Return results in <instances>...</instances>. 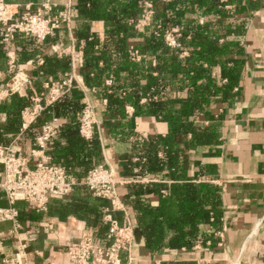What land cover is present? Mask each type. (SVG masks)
<instances>
[{"label":"trees","instance_id":"obj_1","mask_svg":"<svg viewBox=\"0 0 264 264\" xmlns=\"http://www.w3.org/2000/svg\"><path fill=\"white\" fill-rule=\"evenodd\" d=\"M145 2L152 4L149 25L136 27L133 23L141 17ZM260 5L261 0H71L72 16L85 20L73 30L82 86L106 101L102 123L108 135L131 148L132 153L120 155L124 175L165 173L173 181L169 187L132 185L125 197L152 255L163 249L189 250L207 240L212 244L213 233L203 236L199 226L221 227V189L191 179L188 157L197 148L220 143V122L200 121L214 104L233 105L246 66L242 17ZM93 22L102 23V33L92 31ZM173 29L178 47L165 41V34ZM129 47L140 60L131 59ZM49 63L58 62L52 57ZM60 65L62 71H69V56ZM84 106L85 94L73 83L31 126L34 141L50 118L61 121L58 138L50 140L46 155L50 164L64 168L73 185L102 162L97 131L90 140L79 134ZM130 117L165 123L166 133L138 138ZM165 189L167 195L162 193ZM149 194L159 197L157 205L147 201Z\"/></svg>","mask_w":264,"mask_h":264},{"label":"crops","instance_id":"obj_2","mask_svg":"<svg viewBox=\"0 0 264 264\" xmlns=\"http://www.w3.org/2000/svg\"><path fill=\"white\" fill-rule=\"evenodd\" d=\"M5 1L18 5L15 17L20 18L34 13L45 1L62 6L71 0ZM242 20L245 23V34L241 44L245 51L246 66L235 89L233 105L228 108L214 104L200 121L204 125L216 120L220 122V143L217 146L197 148L188 157V176L191 179L195 182H210L221 189V227L214 230L209 224L199 226L201 235L210 236L213 233L212 244L207 240L205 245L197 243L189 250L163 249L155 255L146 249L141 238L140 243H134L129 253H120L122 264H160L168 261L264 264V0H261L257 10L243 15ZM83 23L85 20L74 16L70 28L63 27L43 41L22 33L14 34L8 41L2 40L0 36V145L20 149L28 166L34 168L41 160V156L31 153L34 149L31 126L38 117L26 129H22V113L31 108L34 97L43 94L42 99H45L46 83H59L66 75L74 74L75 85L84 92L85 103L88 101L94 112L96 124L93 132L97 131L102 155V162L97 166L106 164L113 168L118 181L117 192L126 215L138 228L136 215L130 203L125 200L128 189L137 184L149 188L153 185L169 187L173 181L165 173L148 177L124 175L119 163L120 155L132 153L131 148L129 144L116 142L108 135L102 123L104 104L95 97L93 90L89 92L82 86L78 72L81 59L75 49L73 30ZM89 25L92 31L103 32L101 22ZM2 30L0 24V32ZM71 46L74 47L73 53L67 50ZM10 56L13 58V66L10 65ZM66 56L70 58V70L62 71L60 64ZM52 57L58 62L56 66L49 63ZM15 76L18 84L14 91H9ZM129 123L138 138L164 135L167 130L165 123L152 118L130 117ZM60 124L58 120L54 134L43 152L48 163L46 150L51 146L50 140L58 138ZM133 160H136L135 157ZM84 179L73 185L67 196L50 197L43 211H38L32 203L26 201L10 203L0 189V208L16 212L15 221H0V264H10L12 259L13 264H71L67 255L68 247L79 241L83 234H89L99 246L111 244L112 234L106 215L117 219L119 223L123 222L125 216L122 212L111 211L107 200L92 194L83 184ZM127 180L131 182L124 183ZM162 193L167 195L168 189ZM146 199L151 205H157L159 197L149 194ZM22 243H26V249L24 256L19 257Z\"/></svg>","mask_w":264,"mask_h":264},{"label":"built area","instance_id":"obj_3","mask_svg":"<svg viewBox=\"0 0 264 264\" xmlns=\"http://www.w3.org/2000/svg\"><path fill=\"white\" fill-rule=\"evenodd\" d=\"M144 8L141 17L133 23L136 27L149 25L152 4L145 2ZM226 8L228 9L230 6H226ZM17 12L18 5L0 0V24L3 26L0 36L4 41L10 40L16 33L30 35L39 41H43L63 27L70 28L73 20L71 1L62 6L45 1L37 7L34 13L23 15L20 18L15 17ZM176 32L177 29H173L165 34V41L171 47H178L174 37ZM67 50L69 53H73L74 47L71 46ZM129 52L132 60L141 59V56L132 47H129ZM13 64V58L10 56V65L13 66ZM75 81L74 74H68L59 83H46L44 86L47 91L44 96L45 99H42L43 94L34 97L31 108L23 111L22 129H26L33 123L44 108L61 97ZM17 84L15 76L8 88L9 91H14ZM102 103L105 105L106 101L103 100ZM127 113L131 115V108H127ZM57 123L58 120L53 118L44 124L40 134L35 138L34 149L31 153L34 156H41V160L36 163L34 168L28 166L20 149L0 145V165L2 166L0 189L10 203L19 200L26 201L32 203L38 211H43L46 209L50 197L67 196L72 191L73 183L67 181L64 168L49 164L43 155L45 146L53 136ZM95 124L93 109L86 101L79 117L78 127L81 136L89 139ZM132 181L142 182L141 180ZM129 182L131 181L127 180L124 183ZM83 184L92 194L107 200L111 211L122 212L125 217L123 222L119 223L117 219L106 215V221L112 234L110 245L99 246L95 244L89 234H83L79 241L70 244L68 247V259L71 264H122L120 253H129L134 246L135 226L126 215V209L118 195L116 188L118 181L115 178L114 170L106 164L97 166L87 173ZM15 219L16 212L13 209L0 208V221H15ZM25 249L26 243H22L18 252L19 257L24 256ZM10 264H13V259Z\"/></svg>","mask_w":264,"mask_h":264},{"label":"water","instance_id":"obj_4","mask_svg":"<svg viewBox=\"0 0 264 264\" xmlns=\"http://www.w3.org/2000/svg\"><path fill=\"white\" fill-rule=\"evenodd\" d=\"M248 66H249V64H248ZM141 238H142L141 230L138 228H135L134 229V243L139 244L141 241Z\"/></svg>","mask_w":264,"mask_h":264}]
</instances>
